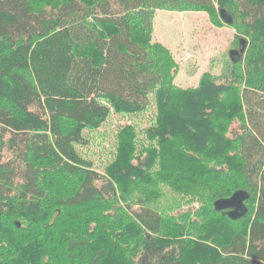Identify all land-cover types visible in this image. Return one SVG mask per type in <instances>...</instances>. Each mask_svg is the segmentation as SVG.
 Returning a JSON list of instances; mask_svg holds the SVG:
<instances>
[{"label": "trees", "instance_id": "1", "mask_svg": "<svg viewBox=\"0 0 264 264\" xmlns=\"http://www.w3.org/2000/svg\"><path fill=\"white\" fill-rule=\"evenodd\" d=\"M227 1L218 12L252 37L244 68L231 61L228 82L206 73L182 89L172 83L173 56L152 42L154 13H213L214 0H0V264H264V0ZM152 95L160 113L147 136L159 145L134 163L135 131L125 126L118 170L98 172L77 151L88 144L84 131L112 109L145 110ZM156 159L172 180L196 172L225 181L195 212L221 213L211 240L189 236L202 229L191 213L181 222L147 205L146 193L158 192ZM135 181L147 191L121 188ZM239 189L250 193L243 217L215 210ZM164 223L173 226L161 239ZM120 243L137 258L126 260Z\"/></svg>", "mask_w": 264, "mask_h": 264}, {"label": "rangeland", "instance_id": "2", "mask_svg": "<svg viewBox=\"0 0 264 264\" xmlns=\"http://www.w3.org/2000/svg\"><path fill=\"white\" fill-rule=\"evenodd\" d=\"M222 2L228 1L222 0ZM214 3L216 11L213 13L207 10L191 9V7L177 10L159 9L154 13L151 39L154 43L162 44L173 56L176 73L172 83L175 87L182 89L195 88L199 86L202 76L206 73L218 83L228 82L230 78L229 70L232 67L229 55L230 50L238 48L240 38L247 39L248 45L251 43L252 37L242 34L241 25L240 30H238L235 26L228 25L221 19L218 12L220 8L219 0H214ZM246 58L247 53L243 57L245 62L242 63V68H244ZM159 113V105L155 95L151 96L149 105L141 112L124 113L116 112L112 109L108 119L99 128H88L84 131L88 144L85 146L77 144V151L84 159L91 161L93 168L98 172L111 174V172L117 171L119 168L118 166L115 167V165L121 161L120 132L125 126H128L135 131L134 141L136 146L134 147L131 160L134 163H138L139 161L135 159V155L144 158L146 155L144 149L146 147L152 144L159 145L157 140L149 141L147 136L157 126ZM232 126L233 129L238 127L235 123ZM5 155L8 156V152ZM215 160L216 157L212 154H207L205 157L206 164L212 168L218 166ZM149 165H151V170L155 173V186L158 192L152 193L148 191L146 193L149 198L147 205L160 211L165 217L176 216L181 222L184 221L188 213H191L188 218L198 220L202 229L195 233L188 231L189 236H191V233L195 237L199 236L205 240H211L214 224L222 219L221 213L213 216V212L210 214L209 211H206L200 217L195 212L200 209L203 201L207 202L206 205L209 201L212 203L215 198L212 194L213 188L215 189L219 184H224L225 181H215L212 180V177L202 176L203 174L196 175V172L175 176L176 180H172L170 175L164 174V172L163 174L159 173L160 170L158 168L162 166L159 160L151 161ZM197 172L205 173V171ZM56 177L59 176L57 175ZM183 179L190 181L197 188H192L194 186H191V189L188 187L180 188L179 186L182 185L180 181ZM200 180L205 181L200 184ZM143 184L136 181L132 183L125 182L121 188L124 190L128 189L133 194H141V192L143 194L147 191ZM47 185L56 189L59 193H62V191L63 194L68 193L66 188L62 189L64 187L62 184L48 181ZM205 185H208V187H205ZM135 190H141V192ZM120 199L123 202L121 194ZM121 204L123 205L124 203ZM250 204L249 202L248 205L250 206ZM208 214L210 215L208 216ZM175 218L171 220V223ZM171 223L163 224L161 239H164L163 236L171 231L173 226ZM218 225L223 227V225ZM227 229L224 231H228ZM221 238L224 239L223 237ZM217 241H220V239ZM218 244L216 243L215 246L218 247ZM120 245L126 246V260H135L137 258V254L132 251V243L125 245L120 243ZM207 256L212 255L207 253Z\"/></svg>", "mask_w": 264, "mask_h": 264}, {"label": "water", "instance_id": "3", "mask_svg": "<svg viewBox=\"0 0 264 264\" xmlns=\"http://www.w3.org/2000/svg\"><path fill=\"white\" fill-rule=\"evenodd\" d=\"M221 19L228 25L233 24L232 15L224 8L219 11ZM248 47V41L245 38L239 39L238 48L231 49L229 52L230 59L233 63H239L243 60V56ZM250 199V193L245 189H239L229 198H220L214 202L216 211H227L228 216L232 220H238L248 212L247 200Z\"/></svg>", "mask_w": 264, "mask_h": 264}, {"label": "bare ground", "instance_id": "4", "mask_svg": "<svg viewBox=\"0 0 264 264\" xmlns=\"http://www.w3.org/2000/svg\"><path fill=\"white\" fill-rule=\"evenodd\" d=\"M169 72V71H168Z\"/></svg>", "mask_w": 264, "mask_h": 264}]
</instances>
